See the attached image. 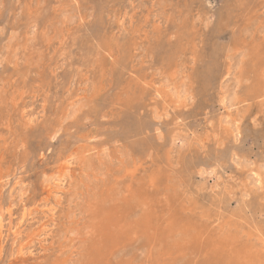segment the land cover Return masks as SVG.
Returning a JSON list of instances; mask_svg holds the SVG:
<instances>
[{
	"label": "rangeland",
	"instance_id": "1",
	"mask_svg": "<svg viewBox=\"0 0 264 264\" xmlns=\"http://www.w3.org/2000/svg\"><path fill=\"white\" fill-rule=\"evenodd\" d=\"M0 52V264H264V0H0Z\"/></svg>",
	"mask_w": 264,
	"mask_h": 264
},
{
	"label": "bare ground",
	"instance_id": "2",
	"mask_svg": "<svg viewBox=\"0 0 264 264\" xmlns=\"http://www.w3.org/2000/svg\"><path fill=\"white\" fill-rule=\"evenodd\" d=\"M71 22V21H70ZM13 34V33H12ZM15 37V36H14ZM14 39V38H13ZM18 40H20V39H18ZM30 42V41H29ZM9 43V42H8ZM199 46V45H198ZM3 51V50H2ZM1 53V52H0ZM17 53V52H16ZM240 54V53H239ZM16 55V54H15ZM231 55V54H230ZM239 56V55H238ZM2 57V56H1ZM229 58V57H228ZM21 59V58H20ZM234 61V60H233ZM234 63V62H233ZM235 70V69H234ZM231 72H234V71H231ZM159 74V73H158ZM232 74V73H231ZM165 81V80H164ZM20 91V90H19ZM181 92V91H180ZM182 93V92H181ZM189 93V92H188ZM185 94V93H184ZM181 96V95H180ZM177 106V105H176ZM72 158V157H71ZM100 161V160H99ZM146 162V161H145ZM147 164V163H146ZM99 170V169H98ZM90 171V170H89ZM120 172V171H119ZM95 174V173H94ZM116 174V173H115ZM97 175H98V173H97ZM95 180V179H94ZM258 181V180H257ZM60 182V181H59ZM63 183H64V181H63ZM80 183V182H79ZM22 188V187H21ZM82 190V189H81ZM94 190V189H93ZM117 190V189H116ZM20 193V192H19ZM120 193V192H119ZM111 194V193H110ZM117 194V193H116ZM78 197V196H77ZM133 197V196H132ZM115 198V197H114ZM87 200H88V198H86ZM97 200V199H96ZM83 201V200H82ZM88 201H90V200H88ZM94 201V200H93ZM9 206H10V204H9ZM13 206V205H12ZM11 206V207H12ZM82 207V206H81ZM8 209V208H7ZM90 209V208H89ZM137 209V208H136ZM25 210V209H24ZM11 209L9 210L8 209V214L11 216ZM137 211V210H136ZM139 212V211H138ZM28 213V212H27ZM132 214V213H131ZM26 215V214H25ZM142 215V214H141ZM13 216V215H12ZM23 216V215H22ZM32 216V215H31ZM13 217H15V216H13ZM92 217H94V216H92ZM100 217V216H99ZM94 220V219H93ZM8 222V221H7ZM21 222V221H20ZM92 222H94V221H92ZM9 224V223H8ZM90 224V223H89ZM11 226V225H10ZM10 226H9V230H11V228H10ZM83 226H85V225H83ZM4 224H3V220L2 219H0V241L2 240V238H3V235H4ZM23 227V226H22ZM121 227V226H120ZM6 228V227H5ZM14 228V227H13ZM80 228V227H79ZM8 229V228H7ZM17 229V228H16ZM23 229V228H22ZM77 230V229H76ZM139 230V229H138ZM13 231V229L11 230V232ZM21 231V230H20ZM19 231V229L18 230H14L13 231V236H14V241L15 240H17L18 239V237H20V235H21V232ZM7 233L8 232H6V235H7ZM84 235V234H83ZM59 237V236H58ZM140 238V237H139ZM121 239V238H120ZM13 240V239H12ZM11 240V241H12ZM76 240V239H75ZM137 240H139V239H137ZM144 240V239H143ZM192 240V239H191ZM3 241V240H2ZM14 241H12V242H14ZM77 241V240H76ZM140 241H141V239H140ZM89 242V241H88ZM205 242V241H204ZM13 244V243H12ZM75 244V243H74ZM139 244V243H138ZM210 244V243H209ZM73 245V244H72ZM128 245V244H127ZM131 245V244H130ZM136 245V244H135ZM73 247V246H72ZM208 247V246H207ZM123 248V247H122ZM131 248V247H130ZM141 248V247H140ZM146 248V247H145ZM126 249V248H125ZM136 249V248H135ZM142 249V248H141ZM67 250V249H66ZM69 250V249H68ZM130 250V249H129ZM144 250V249H143ZM79 251H81V250H79ZM133 251H135V250H133ZM85 252V251H84ZM80 253V252H79ZM84 254V253H83ZM120 254H122V253H120ZM130 254H131V252H130ZM138 255V254H137ZM96 256V255H95ZM83 258V257H82ZM139 258H141V257H139ZM125 259V258H124ZM182 259H184V258H182ZM182 261V260H181ZM248 261V260H247ZM75 262V261H74ZM92 262V261H91ZM177 264H178V261H177Z\"/></svg>",
	"mask_w": 264,
	"mask_h": 264
}]
</instances>
